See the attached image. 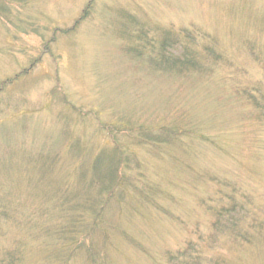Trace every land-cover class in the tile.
Returning a JSON list of instances; mask_svg holds the SVG:
<instances>
[{
	"label": "rangeland",
	"instance_id": "obj_1",
	"mask_svg": "<svg viewBox=\"0 0 264 264\" xmlns=\"http://www.w3.org/2000/svg\"><path fill=\"white\" fill-rule=\"evenodd\" d=\"M87 249L264 264V0L1 1L0 257Z\"/></svg>",
	"mask_w": 264,
	"mask_h": 264
},
{
	"label": "trees",
	"instance_id": "obj_2",
	"mask_svg": "<svg viewBox=\"0 0 264 264\" xmlns=\"http://www.w3.org/2000/svg\"><path fill=\"white\" fill-rule=\"evenodd\" d=\"M1 1L2 0H0V3H1ZM4 1V0H3ZM13 1H17V0H13ZM159 64V63H158ZM189 64H191V63H189ZM175 66L176 65V62H172V61H170V66ZM120 149H117V153L119 154L120 152ZM122 153V152H121ZM118 156V155H117ZM117 156H115L114 155V157H115V159H116V157ZM113 159L114 158H112V161H113ZM117 161H118V165L120 164V162H122V160L120 159V158H117ZM117 165V168L119 167ZM116 168V167H115ZM115 168H112L111 167V171H112V173L111 174H109V173H107V174H104V173H102V174H100L98 177H97V182H96V184L94 185V184H91V186H90V189L93 191V189L95 188V192H96V194L98 195V197L101 195V194H103V192H106L107 193V195L109 196V195H111V191H112V189L114 188V186H112L111 187V183L112 182H106V178H109V179H114L115 181L117 180V177H118V174H120L119 173V171H116V169ZM115 169V170H114ZM114 173V174H113ZM80 176V174H78V176L76 175L74 178L75 179H77L78 177ZM108 185H110V186H108ZM73 188H75V186L73 185ZM87 195H84L85 197H84V199H85V202H87V203H91V204H93V203H95V201L97 200V196L96 197H93V199L95 200H91V199H89L90 197L88 196V193H86ZM66 195V194H65ZM75 198V197H74ZM76 199V198H75ZM66 200H68V198L66 197ZM74 200V199H73ZM70 201H72V200H70ZM98 201V200H97ZM69 202V201H68ZM73 202H75V201H73ZM76 203L78 204V205H80V203H83V201H80V202H75V205H76ZM90 204V205H91ZM88 205V204H87ZM102 208H103V204H101L100 206H99V208L97 209V222H96V224H95V226L93 227V229H100L99 227L100 226H102V224L104 223V224H106V222L105 221H102V218H101V214H100V212L102 211ZM221 212H225V210L224 209H220V210H218V211H216V214L220 217L221 216ZM81 215H82V213L80 214V216H77V217H74L73 216V218L71 217L70 218V220H69V222H68V226L69 225H71V224H77V222H80V219H81ZM219 218H216V220H218ZM95 223V222H94ZM36 226H37V231H39V230H43L44 228H42V226H40L38 223H34ZM61 230H63V228H60ZM58 232H59V229H58ZM90 233H92L93 231H92V229L89 231ZM88 236H89V233H87V234H85L84 236H83V240H88ZM89 252H91V262H92V264H107L106 262H105V260H104V255L102 254V256L101 257H99V259H97L96 260V257H97V251H95V250H90V249H87ZM20 259H21V257H20V253L19 252H16V251H8L5 255H3L2 257H0V264H19L20 263ZM17 262V263H16Z\"/></svg>",
	"mask_w": 264,
	"mask_h": 264
}]
</instances>
